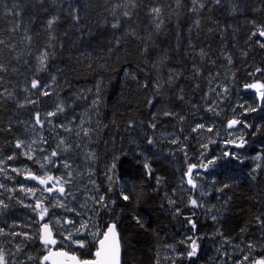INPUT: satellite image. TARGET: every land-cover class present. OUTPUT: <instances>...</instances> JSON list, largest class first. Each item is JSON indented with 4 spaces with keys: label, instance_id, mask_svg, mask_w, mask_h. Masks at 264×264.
I'll list each match as a JSON object with an SVG mask.
<instances>
[{
    "label": "trees",
    "instance_id": "obj_1",
    "mask_svg": "<svg viewBox=\"0 0 264 264\" xmlns=\"http://www.w3.org/2000/svg\"><path fill=\"white\" fill-rule=\"evenodd\" d=\"M199 3L205 7L199 8ZM73 7L81 17L78 22L69 15L71 9L66 0H43L42 4L39 0H0V39L5 41V45H0V63L7 69L0 72V92L6 88L15 96L0 98V154L10 156L14 152L16 159L21 157V151L11 147H15L22 133L21 121L36 104L23 108L18 104L31 80L53 75V85L62 90L59 102L68 111L67 104L81 112L87 132L91 133L88 140L98 139L97 155H106L92 171L97 175L115 165L109 171L113 175L111 181L106 179L109 174L103 180L102 193L106 203L115 201L109 205L116 214L96 213V218L104 230L107 223H116L121 264H168L162 247L182 237L186 229L182 225L181 204L193 208L196 226L205 221L201 211L190 204L191 199L202 197L181 184L197 153L190 148L187 161L179 150V142L171 141L183 139L189 144V135H194L192 122L197 114H203L208 95L215 103H223L222 98L228 97H218L211 87L216 90L222 82L230 83L228 93L235 94L237 90L244 92L243 85L252 80L264 81L262 73L250 75L256 68L264 69V48L257 43L264 41L251 35L255 31L251 21L264 24V0H221L219 5L214 0H75ZM153 7L161 8L159 28L149 11ZM17 12L19 16L15 15ZM125 12L130 15L126 17ZM56 15L59 21L49 28L47 21ZM117 21L120 27L112 28ZM17 23L19 29L10 32ZM45 51L47 68L38 71L39 58ZM172 73L178 78L169 83ZM255 107L257 111L244 114L246 123L252 125L246 127L244 135L247 141L254 142L248 147L258 146L262 154L256 178H251L255 168L246 160L248 151L236 154L240 159L229 157L227 163L220 160L210 173L219 189L230 185L212 198H218L221 213L226 210L221 220L223 231L234 241L263 229L256 217L264 220V103L258 101ZM163 111L177 115L163 116ZM225 114L215 106L218 118ZM180 116L185 117L183 122ZM208 120L212 121L210 112ZM153 122L155 129L149 127ZM74 130L71 142L86 144L83 134L76 136V123ZM212 135L215 137L209 139L214 141V128ZM149 139L154 143L149 144ZM77 157L78 153L76 161ZM103 161L111 164L103 167ZM75 166L77 172H83V161ZM13 173L15 179L19 177ZM109 185L112 191H108ZM122 194L130 199L123 200ZM169 200L175 203L170 204ZM176 208L180 209L179 214ZM0 226L5 230L0 235V249L8 264H40L39 258L47 249L36 238L39 234L27 233L32 239L20 235L15 228V215L1 219ZM56 236L58 247H62L64 233ZM243 242L244 246L254 243L249 238ZM92 243L87 244L89 250L76 251L80 258L92 255ZM186 263L192 264V258Z\"/></svg>",
    "mask_w": 264,
    "mask_h": 264
},
{
    "label": "rangeland",
    "instance_id": "obj_2",
    "mask_svg": "<svg viewBox=\"0 0 264 264\" xmlns=\"http://www.w3.org/2000/svg\"><path fill=\"white\" fill-rule=\"evenodd\" d=\"M45 77L40 81L41 84L46 83L50 85L47 90L51 92V96H41L39 95L38 90H31V92L27 91V93L24 94L25 97L23 98H31L34 100L38 99L39 101L35 105V107L31 109V113L29 115H26L23 121H21L22 133L18 137L19 140H23L27 144H30L31 149L22 148L19 150H15V147H11V150L21 151L22 153L21 157L17 158L16 161L15 159L8 160V156L3 153L0 154V168L5 170L4 172H0V184L5 185L4 188H0V200H3L4 203L8 204L9 206H12V208L15 210V228L20 233H24L27 230H31V232L37 235L39 234L40 225L46 222L48 217L45 218V221H40L38 212H34L32 208L26 207L25 205H35L38 199L43 200L45 204H49L54 201H51L49 199V193L42 191L44 186L40 185L38 181L25 179L24 175H20L17 173L16 174L19 176V178L17 177L15 179V174L12 171V169L14 168V164H17L16 168L14 169H20L22 172L25 170H31V172H33L37 176H42L45 173H48L53 176H66V173L68 171H71V184L65 185V187L66 189L71 191L72 196H74L75 199H72V197H68L65 202L68 204L69 207L77 209V211L83 213V215L77 216L76 213L66 212L64 209H54V211L56 217L61 218V220H63L64 217L76 220L77 226H79V223L82 220L87 221L88 230L87 232L76 234L75 229L71 228V226L65 228L61 225L55 224V220H53L52 228H54L53 231L56 238V233L60 234L61 232H63L66 236L68 231H72L73 239H83L86 240V242L89 239L88 242H93L91 244L92 255L90 257L87 256L86 258H93L94 253L97 250L96 242L102 236L96 235L94 237L93 234H102L104 232V229L100 226L99 222L97 221V212L93 211L94 208L99 209V205H96L94 203L92 197H98L99 195L103 194L102 189L105 185L103 180L108 174V176L111 177L113 175L109 172L108 168H104L103 171L97 175L92 171L94 165L100 160H102V158H104L106 155L102 158L98 157V149L96 145L98 143V139L97 141H94V139L88 140L87 136L91 135L89 131L88 135H84V130L88 129V125L85 121L84 116L77 108L74 109L73 107H71V105L67 104V106L70 107V111H68V109L64 106L65 111L63 113L48 118L51 120V125L48 123L47 120H45L43 128H40L38 125L33 127V117L36 112H39L43 119L47 112L54 111L56 105L58 103H61L59 102L58 98H60L62 90L56 88L55 85H53V81L49 80L53 78V75H50L49 79ZM60 80L62 82V79ZM255 81L256 80H252L247 84L254 83ZM222 84L223 85H221V87L216 88V90L211 87V92L215 93L218 97H221V95H227L228 97L222 98L223 103H215L210 99L208 95L207 100L204 104L205 109L203 114H197L192 122V127H195L196 124H205L206 126H212L216 130V138L214 140V143L208 142V140H210V137H215V135H212V132L200 130L198 132H194L193 136L189 135V144H187V142H185L183 139H179V150L183 158L187 161H189L188 153L190 148L191 151L197 153V157L195 158V160H193L189 164H199L201 162L206 163L209 159L215 156L222 157V154L225 151H234L236 154L240 155H244L248 151L249 154L247 155L246 160L250 161V163L253 164V167L256 168V165L260 164L262 161L260 147H248V144L254 142H251L250 140L247 141V136L244 135L247 128L244 126L243 123L241 125H238L237 127L229 129L227 128V122L228 120L233 118L240 119L241 121L246 122V120L244 119L245 113L243 112V109L239 107V105L244 104L246 107H255L256 103L258 102V95L255 90L245 89L244 87V92L237 90L235 94H224L223 88H228V86L231 84L226 82H222ZM61 86L62 83L60 85H57V87ZM76 98L78 99V97ZM215 106L217 108H220L221 111H226L225 117L218 118L215 115V112L208 110L209 107L215 108ZM38 109L39 111H37ZM209 112L212 116V121L208 120ZM76 114L77 116H75ZM222 116H224V114H222ZM205 120L210 122V124H207ZM81 121H83L82 124ZM75 123L78 128L77 133H79V135L83 134L85 136L86 144L83 142L81 144L75 145L73 142H71L73 141L72 135L73 131H75ZM60 124H64L66 127H70L71 131H65L64 129L56 127ZM77 133L76 136H78ZM241 136L244 140L247 141L244 148H236L231 144L226 145L224 143V141L229 139L238 140ZM41 137H43V140L40 139ZM61 138L65 140L66 144H70L72 146L70 151L62 152L61 149L58 148ZM45 140L47 141V143L44 142ZM90 140L94 141L95 143H91ZM32 141H36V143H32ZM207 142L209 144L207 150L201 148V144H206ZM54 150L61 151V155L59 157L52 158L54 161H56L57 167H53L52 165L47 164L45 159ZM25 151H29L30 155L33 156V159H29L27 156L23 155ZM93 152L95 153V157L90 159L89 156ZM174 152L176 153V151L173 150V153ZM202 152L204 153L203 156L200 155ZM77 153L78 160L76 161ZM185 153H187V157L185 156ZM72 156H74L73 159ZM257 156H260L261 159L257 160ZM65 160L71 165L70 169L63 168L62 161ZM220 160L225 161L227 163L229 162V157L222 158ZM220 160H218L216 164ZM11 161L13 163H10ZM82 161L83 172L82 169H80V172H77L75 166L76 162ZM41 164H45V167L41 168ZM102 164L103 167H106L111 163L103 161ZM97 166L99 167L100 165L97 164ZM212 169L213 166H209L207 171H204L203 169H196L193 171V178L197 179L198 184L196 188H192V186L187 183V171L182 177L183 181H181V184L185 186V188H191L193 191L198 192L199 195L202 197L201 199H196L199 200L198 202L201 206L194 208H197L201 211V214L205 218V221H203L201 225L196 226V229L193 231L190 225L188 224V218L195 221V214L192 210L193 208H190L185 204H181V208L183 210L181 220L182 225L186 226V229H184L182 237L176 239L175 241H171L170 243L162 247L164 260L168 264H173V261H175V264H182V262H184V264H188L186 262H189V259L182 258L179 255L181 252H186L188 250V244L190 243L188 237H192L193 239H195L196 237H201L197 241L199 244V250L197 256L192 258V264H240V261L243 259V257L245 255H249L248 247L244 246L243 242L245 238H249L251 241H254L253 245L256 246L250 254V259L264 256V228L259 230L258 232H254V235L244 234L243 236L236 238L235 241L226 236L225 232L223 231L222 221L226 210L221 213V211H219V208L217 207V205L219 204L218 198H212L213 194L215 196L220 194L218 185L212 181V176L210 175V173H212ZM197 172L200 173L199 177H197ZM11 174L12 178L10 177ZM106 179L107 181H109L108 177ZM74 180L77 181L73 182ZM93 182H95V185L99 186L98 190L94 186ZM182 185V193L184 194L185 188ZM21 186H23L24 188L37 189L36 195L32 196L31 194H28L25 191H21ZM49 186L51 185L49 184ZM12 189H15V191H12ZM56 195L59 194L57 193ZM205 200L207 201L205 202ZM109 209L110 211L100 209L97 214H116V211L112 206L109 205ZM26 212L27 214L25 215ZM49 214L51 215V212ZM213 215L216 216L215 220L212 219ZM11 224L12 221L10 222V225ZM106 225H108V223ZM213 244L214 247L212 246ZM61 248H64L68 251H73L75 253L76 251L82 249L76 244L67 241L63 242ZM85 249L89 250V245H87Z\"/></svg>",
    "mask_w": 264,
    "mask_h": 264
},
{
    "label": "snow or ice",
    "instance_id": "obj_3",
    "mask_svg": "<svg viewBox=\"0 0 264 264\" xmlns=\"http://www.w3.org/2000/svg\"><path fill=\"white\" fill-rule=\"evenodd\" d=\"M75 0H66V3L68 5V8L71 9V12L69 13V15L71 16V18L74 21H79L81 19V17L77 14L78 13V9L73 7ZM39 3H43V0H39ZM214 3L216 5H219L221 3V0H214ZM133 6H135V4L133 3ZM199 8H204L205 4L204 3H199L198 4ZM197 8V5H195L194 3V7H193V11H195ZM150 13L153 14L154 19H156L158 22L156 24V27L159 28L162 21H159V17L161 14V8L160 7H153L150 10ZM15 15L19 16V12L15 13ZM124 15L127 17L130 15L129 12H125ZM60 17L58 15L56 16H52L48 21V27L51 28L55 23H57L59 21ZM253 27L255 28V31H253L251 33L252 36H259L260 38H262V40H264V24H257L255 20L251 21ZM196 24H199V21H196ZM20 24L17 23L14 27L10 28L9 31L10 32H15L19 29ZM120 27V23L119 21H117L116 23L112 24V28H119ZM26 39L30 40L31 37H26ZM119 41H117L118 43ZM257 43L259 44V46L261 48H264V42H262L261 40H258ZM0 45H5V41L3 39H0ZM14 47V46H13ZM145 51H147V49H145ZM201 55H203V52H201ZM245 55H247V53H245ZM48 59V54L47 51H45L44 53L41 54V57L39 58L40 60V68L38 69V71H43L47 68V64L46 61ZM228 61L229 63H231V57H228ZM7 71V69L5 68V66L0 63V72H4ZM197 71H199L197 69ZM257 73H262L264 74V69L261 68H256L255 71L253 73H250V75L255 76ZM177 77V74L172 73L170 74V78H169V83H172L173 80ZM53 82L55 81V77L52 78ZM0 80H2V77H0ZM146 86V85H145ZM50 87V85L48 84H41V81L38 79H33L30 81V86L25 88V91L31 92V90H38L39 95L41 96H51V92L48 91L47 89ZM159 87V85H158ZM243 87L245 89H253L256 91L257 95H258V101L264 103V81H260V80H256L254 83L251 84H245L243 85ZM228 88L224 87L223 88V93L227 94L228 93ZM5 96H7L8 98H15L14 93L8 92V90L5 88L3 89L2 92H0V98H4ZM180 99H183V97H180ZM39 101L38 99H31V98H25V100L21 103L18 104V107H25L27 105H33V104H37ZM149 103L151 104L152 101H149ZM240 108L243 109L244 113L247 112H255L258 110V108L256 107H251L248 106L246 107L244 104H240L239 105ZM209 111L215 112V108L214 107H209L208 109ZM65 111V107L62 103H58L55 107L54 111H49L45 114L44 118L42 119L41 114L39 112H36L34 114L33 117V127L35 126H39L40 128H43L45 120L48 121V123L51 125V120L48 119L50 117H54L60 113H63ZM234 111V109H233ZM163 116H168V117H173L176 116L177 114L172 112V111H163L162 113ZM155 119V116H154ZM180 121L183 122L185 117L180 116L179 117ZM83 123V121H81V124ZM134 123V122H133ZM244 124L245 127H252L251 124H247L246 122L241 121L240 119H230L227 122V128L232 129L237 125H241ZM56 127L64 129L65 131H71L70 127H66L64 124H60L57 125ZM149 127L152 129L156 128V123H150ZM8 130L11 131V126H8ZM192 132H198L200 130H206L208 132H212L213 131V127L212 126H206L205 124H196L195 127H193ZM77 135H79V133H77ZM84 135H88L87 130H84ZM41 140H43V137L40 138ZM45 143H47V141H44ZM172 143H178L177 139H173L171 141ZM32 143H36V141H32ZM149 144L154 143V141L152 139L148 140ZM209 143H214V141L209 140ZM224 143L226 145L231 144L236 148H243L245 146V144L247 143L246 140L243 139V137L241 136L238 140L237 139H229L224 141ZM71 145L70 144H66L65 140L63 138L60 139L58 148L61 149L62 152H68L71 150ZM15 148L17 149H22V148H29L31 149V145L27 144L25 141L23 140H19L17 139L15 142ZM201 148L207 150L208 148V144H201ZM61 151H52L49 156H47L46 159V163L49 165H52L53 167H57L56 161H54L52 158L53 157H59L61 155ZM23 155L27 156L29 159H33V156L30 155L29 151H25L23 153ZM201 156L204 155V153L202 152L200 154ZM185 156L187 157V153H185ZM95 157V153H91L89 158L92 159ZM228 157H235L236 159H240V157H238L236 155V153L234 152H229V151H225L221 156H215L211 159H209L206 163L205 162H201L199 164L193 163V164H189L188 168H187V183L189 185L192 186V188H196L198 186L197 184V179L193 178V171L196 169H203L204 171H207L209 166H214L216 164V162L222 158H228ZM8 160H13L16 159V155L13 152L12 155L7 157ZM257 160H260L261 157L257 156L256 157ZM62 165L63 168L65 169H70L71 165L65 160L62 161ZM41 168L45 167V164H41L40 165ZM145 167L147 168L148 166L145 165ZM111 168H115V165L113 164L111 166ZM111 168L109 169V171H111ZM261 168L260 164L256 165V168L253 169V176L251 177L252 179H255V173ZM5 170L0 168V172H4ZM12 171L16 172L17 174L20 175H24L25 179H31V180H35L38 181V183L40 185H43V189L42 191L47 192L50 194L49 199L51 202L49 204H45L43 200L38 199L35 203V205H25L26 207H30L32 208V210L34 212H38L39 215V219L40 221H45V218L48 217L47 221L42 223L40 225L39 228V235L36 237L42 244V246L44 248L47 249V253L43 256L40 257V261L41 264H48L49 261H51V264H63L62 261H59L57 259H54V257H67L68 253L66 252H62V251H56L54 252L51 248L52 245L57 244V240L55 238H53V228H52V224H53V220H55V224L57 225H61L65 228H67L68 226H71V228L75 229V233L76 234H80L82 232H87L88 230V223L87 221H81L79 223V226H77V221L74 219H68L67 217H64L63 220H61V218L56 217L55 211H52L51 215L50 213V209H64L66 212H74L76 213L77 216H82L83 213L78 212L77 209L75 208H71L68 206V204L65 202L68 197H72V199H75L74 196H72V193L70 190L66 189L65 185H70L71 184V176L72 173L71 171H68L66 173V176H53L50 175L48 173H45L42 176H37L36 174H34L33 172H31V170H25V171H21L20 169H12ZM151 174V170L149 169V175ZM107 175V173H106ZM200 176V173L197 172V177ZM109 181H111L112 177L108 176ZM94 186L97 188V190L99 189L98 185ZM157 183H160L159 178L157 179ZM49 184L51 186H49ZM5 185L0 184V188H4ZM230 187V185L225 184L223 186V188L219 189V191H223L224 188H228ZM21 191H25L28 194H31L32 196L36 195V191L37 189H33V188H24L23 186H21ZM12 191H15V189H12ZM108 191H112L111 185H109ZM59 195H56V194ZM122 199L127 201L130 199V197L128 195H123L122 194ZM92 200L94 201V203L96 205H99V209H93V211L95 212H99L100 209H103L105 211H110L109 209V203L111 204H115V201H110L109 203H106V197L105 195L101 194L98 197H92ZM170 204H174L175 201L169 200ZM190 204L193 207H200L201 205L198 203V201L196 199H191L190 200ZM9 207L8 204L4 203L3 200H0V209H7ZM175 212L177 214L180 213V209L176 208ZM212 219L215 220L216 216L213 215ZM256 222L262 227L264 228V220H262L260 218V216L256 217ZM137 223H139V220H137ZM188 224L190 225L191 229L194 231L196 229V223L195 221L191 220L190 218H188ZM5 234V230L3 228H0V235ZM12 235H18L17 233H12ZM20 235H24L27 239H32L33 237L29 236L27 233H22ZM96 235H102V239H99L96 243H97V250L95 252V259H79L75 256L70 257L69 259L73 262V264H120V252H121V247H120V242H119V238H118V233L116 232V224H110L107 227V230L104 233H94L93 236L95 237ZM201 237H196L195 239H193L192 237H188V240L190 241V243L188 244V250L186 252H181L179 255L182 258H194L197 256L198 250H199V244H198V240ZM64 241L67 242H72L74 244H76L78 247L80 248H86L87 247V242L86 240L83 239H73V232L72 231H68L67 235L63 237ZM248 250H249V255H245L243 257V259L240 261V264H264V256H260L259 258H252L250 259V254L252 252V250L256 247L253 244H249L248 246ZM18 250H19V246H17ZM28 259H33V257H28ZM0 264H8V261L6 259V254L3 251V249H0ZM157 264H159V261H157ZM173 264H175V261H173Z\"/></svg>",
    "mask_w": 264,
    "mask_h": 264
},
{
    "label": "water",
    "instance_id": "obj_4",
    "mask_svg": "<svg viewBox=\"0 0 264 264\" xmlns=\"http://www.w3.org/2000/svg\"><path fill=\"white\" fill-rule=\"evenodd\" d=\"M238 126V125H237ZM237 126H235V127H237ZM110 224H113V222H111ZM109 224V225H110ZM115 224V223H114ZM107 230V229H106ZM105 230V231H106ZM116 232L118 233V238H119V242H120V247H121V241H120V237H119V231L117 230V228H116ZM53 238H55V236H54V231H53ZM56 239V238H55ZM100 239H102V237L100 238ZM57 240V239H56ZM56 245L57 244H55V245H52L51 246V248H52V250L54 251V252H56V251H62V252H66V253H68V256L67 257H54V259H57V260H59V261H62L63 262V264H73V262L69 259L70 257H72V256H75V257H77V258H79V256L77 255V254H75V253H69L68 251H66V250H64V249H56L55 247H56ZM96 252V251H95ZM47 253V252H46ZM45 253V254H46ZM44 254V255H45ZM95 254V253H94ZM121 255H122V248H121V252H120V264H121V261H122V259H121ZM80 259V258H79ZM86 259H95V255H94V257L93 258H86ZM81 260H83V259H81ZM48 264H51V261H49L48 262Z\"/></svg>",
    "mask_w": 264,
    "mask_h": 264
},
{
    "label": "flooded vegetation",
    "instance_id": "obj_5",
    "mask_svg": "<svg viewBox=\"0 0 264 264\" xmlns=\"http://www.w3.org/2000/svg\"><path fill=\"white\" fill-rule=\"evenodd\" d=\"M9 215H12V216L15 215V210L12 207L11 208H7V209H1L0 210V220L1 219H4V218H9ZM2 228H4V226H2Z\"/></svg>",
    "mask_w": 264,
    "mask_h": 264
},
{
    "label": "bare ground",
    "instance_id": "obj_6",
    "mask_svg": "<svg viewBox=\"0 0 264 264\" xmlns=\"http://www.w3.org/2000/svg\"><path fill=\"white\" fill-rule=\"evenodd\" d=\"M113 223H115V222H113ZM115 224H116V223H115ZM108 226H109V224H108ZM108 226H107V227H108ZM107 227L105 228V230L107 229ZM116 228H117V225H116ZM105 230H104V231H105ZM117 230H118V229H117ZM103 233H104V232H103ZM54 236H55V235H54ZM101 237H102V236H101ZM74 253H75V252H74ZM76 254H77V253H76ZM77 255H78V254H77ZM78 256H79V255H78ZM79 258H80V256H79ZM80 259H84V258H80Z\"/></svg>",
    "mask_w": 264,
    "mask_h": 264
}]
</instances>
